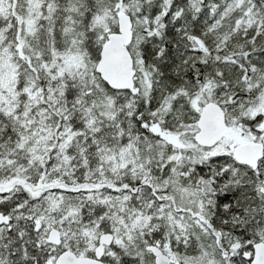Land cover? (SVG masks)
I'll return each instance as SVG.
<instances>
[{
    "label": "snow or ice",
    "instance_id": "1",
    "mask_svg": "<svg viewBox=\"0 0 264 264\" xmlns=\"http://www.w3.org/2000/svg\"><path fill=\"white\" fill-rule=\"evenodd\" d=\"M0 264H264V0H0Z\"/></svg>",
    "mask_w": 264,
    "mask_h": 264
}]
</instances>
